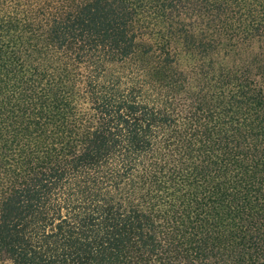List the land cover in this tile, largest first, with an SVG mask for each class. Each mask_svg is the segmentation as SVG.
<instances>
[{"label": "trees", "instance_id": "1", "mask_svg": "<svg viewBox=\"0 0 264 264\" xmlns=\"http://www.w3.org/2000/svg\"><path fill=\"white\" fill-rule=\"evenodd\" d=\"M0 264H264V0H0Z\"/></svg>", "mask_w": 264, "mask_h": 264}]
</instances>
